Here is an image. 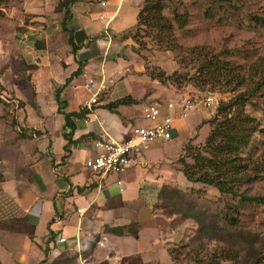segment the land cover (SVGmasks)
Returning <instances> with one entry per match:
<instances>
[{
  "label": "rangeland",
  "instance_id": "rangeland-1",
  "mask_svg": "<svg viewBox=\"0 0 264 264\" xmlns=\"http://www.w3.org/2000/svg\"><path fill=\"white\" fill-rule=\"evenodd\" d=\"M140 1L142 0H123L120 11L123 15L121 17L118 15L121 24L119 26L113 24L110 29L117 32L120 28H131L135 23L138 5L140 7L142 5ZM112 8H105V12ZM97 9L96 7L94 12ZM173 9L178 13L186 14L187 23L181 30H178L172 21ZM61 13L63 14V10L58 7L55 0H0V86L2 88L0 99L8 104L0 105V171H3L4 167L11 168L13 165L23 163L22 145L32 140V135H35V138L40 135L49 138L45 132L40 131L42 127L39 126V120L42 118L39 114L41 111L47 114L48 109L52 107H49L51 102L44 98L45 94L36 97L34 89L35 84L42 85L43 80L46 85L47 81L49 85L60 83L59 73L53 74L55 64L59 62L62 65L59 64V67L64 69L62 62L71 58L68 47L59 36H44L47 27L59 23L60 18H54L56 15L61 16ZM162 15L171 20L173 27L174 40L168 43L171 47L166 43L169 46L168 50L158 47L149 37H139L138 41L132 39L129 32L135 27L133 26L129 32L126 31L118 35L117 39L111 40L106 48H100L93 42L89 50L86 45L77 52L78 58L86 61L87 66L83 71L86 77L76 78L69 87L75 84L72 88L77 89L86 101H89L92 93L83 87L86 78H91L96 83L103 81L105 89L95 97L98 103L112 91L113 86L110 84L118 83L124 75L131 73L136 75L140 71L148 77L149 74L158 75L163 72L165 76H170L169 80L159 83L149 78L152 83L143 84L139 95L138 88L127 81L118 83V87L115 88L116 91H124L122 96L138 95L140 106L139 110L135 109L136 117L133 118H138L139 122L135 124L139 126H149L143 119L141 111L149 105L164 104L163 107L170 105V108L173 104L180 114L177 105L181 100L200 95L210 96L213 100V108L195 109L188 112L183 120L178 119L183 134L186 130L185 126L190 129L193 124H197L194 131L182 143L181 150L180 142L176 137L170 141L154 143L156 148L150 152V159L156 158L160 152L165 157L174 158L172 165H168L167 169L170 171L168 175H150L151 183H147V179L144 178L139 181L140 188L137 186L138 188L135 189L133 184L127 186V183H132V179L126 182L122 175L120 180L118 172V174L106 175L102 179V181L105 179L103 184L107 185L110 194H116L122 187L129 192V195L132 192L141 202L140 205L149 206L150 214L155 215V219L150 224L153 223L162 235L163 246L167 248L174 261L186 264L206 262L241 264L238 258H233L226 244L195 235L196 224L191 219L184 218L178 213L173 214L168 207L160 206L161 201L156 196L164 185L178 190L184 202H192L195 209L203 211L209 217L207 220L215 215L218 226L249 232L250 239H253L251 248L255 249L257 254L254 264H264V179L250 175L249 179L235 183L233 188L238 193L255 198L252 201L241 202L239 198L220 195L212 187L187 182L180 172L179 161L192 164L190 156L204 150L206 137L211 130L210 120L218 117L216 115L218 104L237 102L236 98L240 95L246 96L247 100L242 107V113L249 116L257 126L247 148L242 152V157L253 160L264 154V85L260 84L264 61V0H165ZM59 34L64 37L61 30ZM191 50L210 54L234 66L235 69L232 71L234 79L228 82L208 80L197 87L194 78L198 72L199 60ZM103 63L106 70L116 69L115 75L110 76V83L99 74ZM72 68L74 70L75 65ZM176 76L179 78L174 81ZM112 78H116L117 81L112 82ZM235 80L240 81L235 82ZM63 81L64 79L61 82ZM56 87L59 86L55 84L54 91ZM254 87L257 88L255 92ZM158 89L159 93H156ZM38 90L40 94L44 89L38 87ZM87 106L90 108L88 110L92 107L97 108L90 102H87ZM81 107L82 105H79L78 109ZM10 116L13 118L12 124ZM25 137L27 138L24 143L17 142ZM48 154L44 155L48 156ZM45 156H41V161ZM137 157H141V154H137ZM44 162L41 165L47 169L51 168L50 160ZM138 172L147 174L146 169ZM87 177L86 182L91 184L100 180L98 174L87 173ZM14 219L16 218L0 221V231H11L8 228L16 226L12 222ZM140 234L147 238L151 233L148 235L147 231H142ZM95 236L82 239L83 250L86 247L90 248ZM145 238L138 244L141 249L147 247L148 242ZM0 243H5V239H0ZM253 262L255 259L250 260V264Z\"/></svg>",
  "mask_w": 264,
  "mask_h": 264
},
{
  "label": "crops",
  "instance_id": "crops-1",
  "mask_svg": "<svg viewBox=\"0 0 264 264\" xmlns=\"http://www.w3.org/2000/svg\"><path fill=\"white\" fill-rule=\"evenodd\" d=\"M55 1L57 3V0ZM100 2H104V6H101ZM141 3L142 1H140ZM122 5L123 0H74L69 9L70 17L66 26L71 30H80L88 38L102 33L106 27L111 43V40L117 39L118 35L131 30L136 24L135 16V23L131 28H120L117 32L110 29L113 24L115 26L121 24L118 19L123 15L120 12ZM96 7L98 9L94 12ZM107 7L113 8L107 9L105 12ZM139 7L140 5H138V9ZM99 14H103L105 19L98 20ZM118 15L120 16L118 17ZM56 18H60L59 23H56L58 26L47 27L44 36L57 35L66 44V35L64 34L63 37L59 34L63 14L61 13V16L56 15L54 19ZM90 46L91 43L87 46L88 50ZM68 53L70 55L69 47ZM70 56L69 60L64 59L62 62L64 69L59 67V62L55 64L56 68L53 70V74L58 75L59 73L60 83L49 85L47 81L46 85L45 80H43L42 85L46 86L35 84L34 93L36 97L39 98L45 94L44 98L51 102L49 107H52L48 109L47 114H43L41 108L39 114L42 118L39 120V126L42 127L40 131L45 132L49 138L45 135L35 138V135H32L33 139L26 141V143L24 141L27 137L20 138L17 142L24 143L21 150L24 155L23 163L13 165L11 168L4 167V170L0 171V221L25 217L28 224L34 228L32 241L20 233L14 234L7 230L0 231V239H5V243H0V264H43L41 263L43 258L48 263L61 254H76L75 264H186L174 261L167 248L163 246L162 235L159 234L153 223L150 224L155 219V215L150 214L149 206L140 205L141 202L138 198L132 192L129 195V192L122 187L120 193H108L107 185H104L105 179L102 181L105 176L103 178L99 176L101 183L97 181L95 184L89 182L88 184L86 182L88 181L87 173L97 174H93L83 167L84 160L96 154L93 146L96 140H100L104 136L120 139L127 134L131 126H139L135 124L139 122L138 118H133L137 111L135 109L140 106L138 95L143 89L142 85L153 80L150 79L151 81H149V77L141 74L140 71L136 75L134 73L124 75L118 83L127 81L136 86L139 91L137 96L130 94L122 96L124 91L115 90L119 84L111 83L112 91L103 97L102 102L98 101V104L95 105L97 108L92 107L85 118L73 120L74 130L67 142L62 137L63 118L58 114L57 104L54 100V94L58 88L53 90L55 84L61 87L59 99L66 103L65 109H63L64 113L78 112V106L85 107L87 102L83 94L72 88V85L75 84H71L69 87V84L76 78L86 77V73L83 72L87 66L86 61H81L78 55L75 59L72 55ZM79 63L82 65L80 74L71 78V74L78 68ZM74 65L76 68L73 70ZM60 66L62 65L60 64ZM99 71V74L110 83V76L115 75L116 69L109 68L106 70L105 63H103ZM115 81L117 79L112 78V82ZM38 87L44 89L40 94ZM156 93H159V89ZM115 94L119 95L116 96ZM125 96H129L136 103L117 107L114 113L102 108L106 103ZM163 105L159 106L161 114L168 113L173 117L174 130L171 139L176 137V140H179L181 150L182 143L194 131L197 124H193L190 129L185 126L186 134H183L182 127L179 125L180 120H178L181 117L178 110L175 109L176 106L172 104L169 108L163 107ZM141 111L144 113L145 107ZM63 132H67V130ZM154 143L139 153L141 157L131 156L127 167L124 168L125 170L119 172L118 178L120 180L122 175L126 182L132 179V183H127V186L133 184L137 189L141 183L139 181L144 178L147 179V183H151L152 177L150 175L163 174L166 176L165 174L170 173L167 168L168 165H172L174 158L165 157L160 152L156 158L150 159V152L156 148ZM46 153H49L48 156L44 155ZM41 156H45L42 161ZM62 158L63 161H61ZM44 160L51 161V168L47 169L41 165L42 162L45 163ZM144 168L147 170V174H139L138 171H145ZM148 169L151 170L148 171ZM155 181L157 183V180ZM147 186L149 185L147 184ZM137 206L139 209L136 210ZM75 210H79V213ZM118 227L122 228L119 235L104 232L105 228ZM142 231H147L148 235L151 234L145 238L140 234ZM91 235L98 237L95 239L90 252L82 257L83 244L81 241L82 239H89ZM51 236H53L52 239ZM60 238L64 239L63 243L58 242ZM143 238L148 243L146 248L141 249L138 244ZM127 258L131 260L123 261Z\"/></svg>",
  "mask_w": 264,
  "mask_h": 264
},
{
  "label": "trees",
  "instance_id": "trees-1",
  "mask_svg": "<svg viewBox=\"0 0 264 264\" xmlns=\"http://www.w3.org/2000/svg\"><path fill=\"white\" fill-rule=\"evenodd\" d=\"M172 1V0H167ZM74 0H57L58 7L63 10V18L60 22V29L66 35V44L69 47L70 55L73 59L76 58L77 52L86 45L95 42L99 39H104L102 33L88 38L83 32L71 30L66 26V22L70 17V6ZM165 8V0H142V5L138 9L136 15V24L130 33L132 39L138 41L139 37H149L158 47L168 50V43L173 42V27L171 20L166 19L162 15V10ZM172 21L178 30L184 28L187 23L185 13H178L176 9L171 12ZM165 43V44H164ZM166 43L169 45L167 46ZM171 47V46H170ZM191 53L199 60L197 66V75L194 78L196 86L205 84L208 80L211 81H232L234 79L233 72L235 67L229 65L225 61H220L216 57L191 50ZM263 73L260 81L264 85V61L262 62ZM82 65L79 63L78 68L71 74V78L77 77L80 74ZM151 80H157L159 83H165L170 79V76H165L163 72L158 75L149 74ZM179 76L174 78L178 80ZM232 79V80H231ZM240 80H235L239 82ZM66 83V82H65ZM257 88H253L255 92ZM2 88L0 86V92ZM61 87H58L54 94V100L57 104V112L63 118L62 137L68 142L71 132L74 130L73 120L85 118L91 110L86 107H81L78 112L64 113L63 109L66 103L59 99ZM237 102L220 103L216 108L217 118L210 120L211 130L206 137L204 150L195 155H191L192 164H186L183 160H179L181 164L180 172L187 182L200 183L214 188L220 195H230L234 198H239L241 202L255 200L254 197L245 196L238 193L233 188L235 183L242 180H247L250 175L262 177L264 179V154L250 160L243 158L242 152L247 148L252 134L257 130L255 122L247 115L242 113L246 96L240 95L236 98ZM247 101V100H246ZM136 103L129 96L120 98L114 102L107 103L102 106L107 111H114L117 107L127 106ZM0 105L7 106V102L0 99ZM13 110V109H12ZM10 123H13V118L10 116ZM67 130V132H63ZM63 161V158L62 160ZM157 199L161 201L160 206L170 209L171 213H178L182 217L191 219L196 224V234L201 238L216 240L228 246L229 252L233 258H238L241 264H250V260L255 259L256 250L251 248L253 239H250V233L243 230H232L227 227L217 225V216L212 215L207 220L206 214L203 211L195 209L192 202H184L182 194L176 189H170L167 186H162L157 192ZM16 226L8 228L13 233H20L32 241L34 228L30 226L25 217L12 220ZM129 230V229H127ZM122 228H105L104 232L113 235H119ZM98 236H95L97 239ZM53 236H51V239ZM95 240L90 244V248L83 250L82 257L90 252ZM44 253V257H45ZM130 258L123 261L128 262ZM45 258L41 263L45 264H75L76 254H61L50 262L46 263ZM204 264H210L208 262Z\"/></svg>",
  "mask_w": 264,
  "mask_h": 264
},
{
  "label": "built area",
  "instance_id": "built-area-1",
  "mask_svg": "<svg viewBox=\"0 0 264 264\" xmlns=\"http://www.w3.org/2000/svg\"><path fill=\"white\" fill-rule=\"evenodd\" d=\"M100 5L104 6V2H100ZM103 19H105V16L99 14L98 20ZM102 32L105 38L96 40L95 43L100 47L106 48L110 42V37L106 27H104ZM83 87L92 93V98L87 102L97 105L95 97L100 95L99 92L105 89L103 81L96 83L91 78H86ZM177 106L180 111L179 116L184 118L188 112L195 109L213 108V100L210 96L197 95L181 100ZM87 108L90 109L88 106ZM143 119L149 126H131L127 134L120 139L104 136L100 140H96L93 144L96 154L86 158L83 162V167L93 174H98L101 178L109 174H116L127 167L131 156L141 153L148 145L157 141L165 142L171 139L172 131L174 130L173 117L168 113L161 114L158 105H149L143 113ZM116 183L118 184L119 181H116ZM121 191L122 188H119L118 192L120 193ZM76 212L79 213V210ZM58 242L63 243L64 239L60 238Z\"/></svg>",
  "mask_w": 264,
  "mask_h": 264
}]
</instances>
